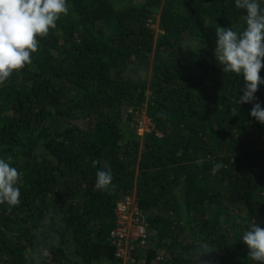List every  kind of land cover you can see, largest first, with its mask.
I'll return each mask as SVG.
<instances>
[{
	"label": "trees",
	"instance_id": "obj_1",
	"mask_svg": "<svg viewBox=\"0 0 264 264\" xmlns=\"http://www.w3.org/2000/svg\"><path fill=\"white\" fill-rule=\"evenodd\" d=\"M67 4L33 64L0 85V158L23 174L19 206L0 204V264H198L202 245L213 248L203 264H255L242 236L251 221L264 228V124L250 114L264 84L238 105L243 77L214 55L216 25L242 31L246 11L235 0ZM106 165L115 188L98 191ZM131 196L147 243L124 262L111 233Z\"/></svg>",
	"mask_w": 264,
	"mask_h": 264
},
{
	"label": "clouds",
	"instance_id": "obj_2",
	"mask_svg": "<svg viewBox=\"0 0 264 264\" xmlns=\"http://www.w3.org/2000/svg\"><path fill=\"white\" fill-rule=\"evenodd\" d=\"M235 6L246 11L243 17L246 27L236 31L217 24L214 55L224 73L243 77V95L237 100L240 105L256 101L255 93L264 84L260 75L264 68V6L261 0H235ZM70 7L67 0H0V85L14 72L33 64L32 54L39 47L37 37L46 38L50 29L55 30L57 21L69 14ZM250 114L264 124V107L259 102L253 103ZM98 163L93 161V167ZM11 164L12 156L0 158V204L19 206L23 174ZM113 180L111 166L106 165V170L96 172V190L109 192L115 188ZM242 240L249 248V259L264 264V228L256 220L248 224ZM212 250L207 245L195 249L198 264H203L201 257Z\"/></svg>",
	"mask_w": 264,
	"mask_h": 264
},
{
	"label": "built area",
	"instance_id": "obj_3",
	"mask_svg": "<svg viewBox=\"0 0 264 264\" xmlns=\"http://www.w3.org/2000/svg\"><path fill=\"white\" fill-rule=\"evenodd\" d=\"M135 128L138 136L143 137L152 130V122L146 119L142 113H137ZM135 206L131 209V200ZM117 226L111 233V238L116 245V256L124 262L128 261L133 250L134 244L140 247L147 243V234L145 230V219L139 213L135 197H127L120 200L116 206ZM158 256L152 264H158L162 259Z\"/></svg>",
	"mask_w": 264,
	"mask_h": 264
},
{
	"label": "rangeland",
	"instance_id": "obj_4",
	"mask_svg": "<svg viewBox=\"0 0 264 264\" xmlns=\"http://www.w3.org/2000/svg\"><path fill=\"white\" fill-rule=\"evenodd\" d=\"M152 27L156 30V35L162 32V31H160V29L158 28L157 23H154V24L152 25ZM140 113L144 114L146 119H149V118L147 117V115H146V111H145V109H144V110H141ZM137 135H138V134H137ZM130 202H131V206H132L131 209H133L134 206H135V202L133 201V199H132Z\"/></svg>",
	"mask_w": 264,
	"mask_h": 264
}]
</instances>
